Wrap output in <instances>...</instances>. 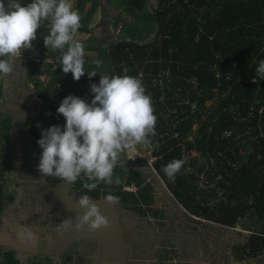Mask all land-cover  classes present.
Returning <instances> with one entry per match:
<instances>
[{
	"label": "trees",
	"instance_id": "16d2710c",
	"mask_svg": "<svg viewBox=\"0 0 264 264\" xmlns=\"http://www.w3.org/2000/svg\"><path fill=\"white\" fill-rule=\"evenodd\" d=\"M19 2L26 6L32 0ZM73 9L81 17L78 31L89 33L86 40H78L84 45L86 72L79 81L71 73L64 74L60 66L47 68L51 79L44 86L38 78L43 70L26 58L28 54L39 58L61 56L60 50L44 45L43 38L50 30L48 21L42 22L32 47L22 50L21 57L14 61L12 82H20L24 88L12 89L11 97L21 104L27 97L25 88L31 85L40 101L38 111L32 115L30 136L19 133L36 152L37 165L42 152L37 141L42 129H37L36 123L46 111L58 108L64 97L79 96L78 83L86 84L91 92L90 85L98 84L100 76L141 78L157 116L156 134L147 138V150L155 157L154 171L185 208V216L194 222L192 227L207 224L205 218L231 227L242 218L257 216L262 227L230 247L238 262L262 260L264 80L257 78L254 83L253 78L259 62L264 60V0H74ZM103 23L109 26L95 34L93 29ZM117 26L130 33V38H118ZM88 50L95 53H85ZM170 55L180 63L171 62ZM92 59L101 60L102 66L91 64ZM22 66L25 70L21 76L17 73ZM93 71L97 74L89 77ZM9 77L10 73L0 82V225L22 197L12 155L14 115L2 107L9 97ZM208 101H212L211 106ZM65 123L63 115L57 119L52 113L43 129L52 125L63 128ZM195 124H199L197 129ZM244 141L248 143L246 152L241 151ZM181 158L187 163L175 181H170L162 166ZM148 165L146 159L137 156L117 160L112 184L98 182L97 188L89 191L83 184L93 181L82 175L72 186L91 198L111 194L123 208L148 219L149 210H153L154 186L146 180L147 171L140 168ZM117 178L119 184L115 183ZM123 185H135L136 189H125ZM161 211L155 208L154 216H165ZM163 219L150 218L149 222H155L165 233L157 258L169 259L176 250L174 233ZM76 252L77 244H73L61 260L57 254L42 252L22 258L19 251L0 243V264H71L74 260L86 264L81 255H74Z\"/></svg>",
	"mask_w": 264,
	"mask_h": 264
},
{
	"label": "rangeland",
	"instance_id": "374dc122",
	"mask_svg": "<svg viewBox=\"0 0 264 264\" xmlns=\"http://www.w3.org/2000/svg\"><path fill=\"white\" fill-rule=\"evenodd\" d=\"M70 2L74 5V0ZM108 26L103 23L96 26L93 31L95 34L101 33ZM115 33L120 39H129L131 36L130 33L123 32L120 26H117ZM75 34L79 40H86L89 35L78 30ZM85 53L94 54L95 51L88 50ZM26 58L34 61L36 55L28 54ZM170 61L180 63L175 55H170ZM34 63L43 70L40 74L47 73L51 77L50 66ZM24 70L23 66L20 67L17 74L24 75ZM13 73L14 70L6 83L9 97L6 99V105L2 107L7 108L16 119L14 122V141L17 143L16 151H14L15 159L22 162V167L31 165L27 170L32 169L36 173L33 172L34 182L32 183L25 176L20 177L21 181L24 180L21 186L28 187L25 191L22 189L20 201L9 210L0 225L1 244L16 249L22 258L25 255L40 252H58L59 257H63L73 244H77V252L74 255H81L86 264H264V258L260 261L238 262L233 258L234 250L230 247L238 245L240 239H244L249 232L262 227V222L257 216L242 218L236 226L231 227L205 218L204 221L207 224L192 227L194 222L185 216V208L169 192L154 171L153 162L140 168L147 171L146 180H151L154 186L151 189L153 210H149L151 220L164 218L163 220L170 223L174 233L172 238L176 250L170 254L169 259L157 258L158 249L162 248L161 236L165 235L164 231L156 226L157 224L149 222L150 218L131 213L129 209L123 208L118 203L114 205L106 203L103 195L95 198L94 202L100 206L101 213L108 218L109 226L96 231L89 230L87 226L77 228L78 217L83 213L78 200L85 195L75 189L72 184L54 183L49 177H42L37 170V154L27 140L25 143L23 137H19V133H25L26 137L30 136L28 129L33 121L32 115L38 111L40 101L35 97V89L29 85L25 88L27 97L21 100L22 103L16 104L14 108L8 107L11 89L20 91L24 88L20 82H12L11 86ZM207 103L211 106L212 101ZM198 125L195 124L194 129H197ZM191 138L192 135H189L188 139ZM242 144L241 151L246 152L248 143L244 141ZM148 146L150 145L147 142L125 150L120 153L118 161H125L134 156L139 157L140 154L149 156ZM191 153L196 154L195 151ZM128 187L136 189L135 185H128ZM128 187L123 185V188ZM155 208H162L160 213L165 212V216L160 214L154 216ZM65 221L70 222L69 227H65ZM22 226L31 229L33 237L30 240L20 235ZM59 257L58 260H61L62 257ZM71 264L78 263L74 260Z\"/></svg>",
	"mask_w": 264,
	"mask_h": 264
},
{
	"label": "clouds",
	"instance_id": "9594fccd",
	"mask_svg": "<svg viewBox=\"0 0 264 264\" xmlns=\"http://www.w3.org/2000/svg\"><path fill=\"white\" fill-rule=\"evenodd\" d=\"M7 7L10 11L0 0V76L12 72L14 59L21 57L22 50L32 47L42 22L48 21L50 30L43 38L45 47L60 50L62 72L71 73L79 81L86 73L84 45L74 40L81 17L70 0H32L26 6L19 0H9ZM91 63L97 68L102 66L101 60ZM96 74L88 73L89 77ZM257 78L264 80V60L255 70L254 83ZM90 89L94 94L90 103L72 94L63 98L56 109L65 118L63 128L52 125L41 130L37 143L42 152L37 170L42 177L58 178L69 185L83 175L87 181H93L85 182L83 187L93 191L98 182L113 183V169L121 152L147 143V138L156 134L157 116L141 78L100 76L99 83L91 84ZM186 163V158L174 159L161 170L174 182ZM115 183H120L119 178ZM105 202L114 205L118 198L109 194ZM78 204L83 213L78 217L77 228L87 226L96 231L109 226L100 206L88 196L81 197ZM69 226L70 222L65 221V227ZM20 235L29 240L33 237L26 226L21 227Z\"/></svg>",
	"mask_w": 264,
	"mask_h": 264
},
{
	"label": "crops",
	"instance_id": "0c3cea01",
	"mask_svg": "<svg viewBox=\"0 0 264 264\" xmlns=\"http://www.w3.org/2000/svg\"><path fill=\"white\" fill-rule=\"evenodd\" d=\"M40 75H42V74H39V76ZM40 81V80H39ZM40 82H42V81H40ZM13 85V83H12V81H11V86ZM43 85L44 86H46L44 83H43ZM12 90V89H11ZM15 101H17V103H20V101L16 98V97H11V99H10V102H9V106L8 107H10V108H14V107H16V104L17 103H15ZM12 103V104H11ZM56 109L57 108H55L54 110H51V112L52 113H56V114H58V115H60L61 117H62V114H59V113H57V111H56ZM50 111V110H49ZM47 112L48 111H46L45 113H44V116L42 117V118H40L39 120H38V122L36 123V128L37 129H43L44 127H45V125L47 124V121H49V120H51L52 119V117H49L48 115H47ZM14 120H16L15 118H14ZM37 125H39V126H37ZM14 127H15V124H14ZM15 138V137H14ZM16 147H17V143L14 141V145H13V152H12V155H13V160H14V164H15V166H16V169H17V174H18V178H19V182H20V185H21V183L24 181V180H22L21 181V178L20 177H23V176H25L26 177V179H28V181H30L31 183L32 182H34V180H33V172L34 173H36L34 170H27L28 169V167H30L31 165H28V167L27 166H25V167H22V162H19V161H17L15 158V156H14V151H16ZM24 164V163H23ZM40 173V172H39ZM41 174V173H40ZM37 176V175H36ZM49 179H51V180H53V182L54 183H64V181H57L58 179L56 178H52V177H49ZM50 180V181H51ZM127 187H128V185H126ZM28 187V186H27ZM27 187H23V186H21V188L23 189V191H25L26 190V188ZM125 189H129V190H134V188H130V187H128V188H125ZM24 193V192H23ZM92 201H94L95 200V198H91V197H89ZM9 212V211H8ZM134 214H136V212H134ZM138 215V214H137ZM143 218H146V217H144L143 216ZM154 224H155V222H153ZM156 225V224H155ZM157 226V225H156ZM167 246H169V245H167ZM42 253H44V252H42ZM51 253H54V254H57V256L59 257V253L58 252H51ZM29 255H25L24 256V258H26V257H28Z\"/></svg>",
	"mask_w": 264,
	"mask_h": 264
},
{
	"label": "built area",
	"instance_id": "2783aa9c",
	"mask_svg": "<svg viewBox=\"0 0 264 264\" xmlns=\"http://www.w3.org/2000/svg\"><path fill=\"white\" fill-rule=\"evenodd\" d=\"M74 40L75 41H78V36L75 34L74 36ZM60 59H61V56L59 54H56L54 56L52 55H48V56H45V58H39V56H36V58H34V61L33 62H36V63H40L46 67L50 66L52 70L54 69H58L61 64H60ZM43 75V76H42ZM39 76L40 78V81H42L45 85L48 84L49 80L51 79V77H49V75H47V73H44ZM46 76V77H44ZM78 85H80V98L84 99L86 102L90 103L91 100L93 99V96L89 90V88L87 87L86 84H82V83H78ZM47 115L49 117H52V112L48 111L47 112ZM60 116L57 114V119H59ZM139 158L141 159H146L150 164L154 161L155 157L152 156L151 154L148 156H143V155H138Z\"/></svg>",
	"mask_w": 264,
	"mask_h": 264
},
{
	"label": "water",
	"instance_id": "95a60500",
	"mask_svg": "<svg viewBox=\"0 0 264 264\" xmlns=\"http://www.w3.org/2000/svg\"><path fill=\"white\" fill-rule=\"evenodd\" d=\"M8 4H9V0H5V9L6 11H10V9H8ZM15 61V59H14ZM13 66H14V62H13ZM7 76V75H6ZM6 76H0V82L6 77Z\"/></svg>",
	"mask_w": 264,
	"mask_h": 264
},
{
	"label": "flooded vegetation",
	"instance_id": "af4514ba",
	"mask_svg": "<svg viewBox=\"0 0 264 264\" xmlns=\"http://www.w3.org/2000/svg\"><path fill=\"white\" fill-rule=\"evenodd\" d=\"M9 111V110H8ZM10 112V111H9ZM11 113V112H10ZM12 114V113H11ZM13 115V114H12ZM14 122H15V120H14ZM13 130H14V124H13Z\"/></svg>",
	"mask_w": 264,
	"mask_h": 264
}]
</instances>
